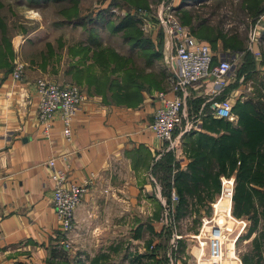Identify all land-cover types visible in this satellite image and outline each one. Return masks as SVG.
Masks as SVG:
<instances>
[{"label": "crops", "instance_id": "obj_1", "mask_svg": "<svg viewBox=\"0 0 264 264\" xmlns=\"http://www.w3.org/2000/svg\"><path fill=\"white\" fill-rule=\"evenodd\" d=\"M111 1L102 4L104 10ZM180 3L181 0L176 1L177 6ZM209 16H198L197 21L212 25L214 22ZM151 23V47L145 50L111 28L114 34H122L123 40L103 38V50L112 48L114 53L110 56L105 50L102 60L92 65L91 75L88 69L91 60H78L79 56L70 55V52H64L69 59L62 62L71 64L68 69L54 62V67L59 69L58 75L49 71L50 62L41 60L35 72L29 68L28 60L23 61L24 78L20 80L13 77L15 65L0 68V264H47L52 250L60 249L67 235L52 203L54 181L52 168L47 163L52 157H58L57 166L67 170L71 182L93 179L76 211V228L71 231L76 233L75 238L82 236L81 229L86 226L111 233L112 228L125 220L138 227L154 224V230L158 231L155 224L159 211L165 207L163 193L169 181L165 167H168V155L172 150L167 142L156 137L149 125L161 104L159 93L164 92L169 97L176 94L172 90L176 64L167 28L156 20ZM259 24L264 27V14ZM47 28L46 23H42L37 31L44 32V37L48 38ZM80 28L93 31L92 26L81 25ZM188 28L196 38L210 44L215 62L229 51L221 37L211 42ZM225 28L221 31L227 32L229 28ZM64 43L65 47L70 46V41L65 39ZM76 65L80 69L75 75ZM66 69L70 70V75L66 74ZM40 78L59 84L75 83V80L86 96L72 121L71 140L65 137L58 116L51 137L44 136L38 117L36 89V81ZM235 85L236 75H231L228 86L221 93L215 92L216 85L211 78L179 91L184 97V119L175 135L181 136L182 144L188 134L183 133L186 123L200 120V131L206 129L204 124L215 118L214 103L225 98L233 100L238 93ZM182 144L174 152H181L180 161L186 163ZM174 172L173 169L170 174L171 184ZM154 243L158 246L155 240ZM228 248L229 255H233L234 242L229 243ZM167 255L170 257L171 253ZM154 256L164 263L157 253ZM177 261L174 264H178Z\"/></svg>", "mask_w": 264, "mask_h": 264}, {"label": "rangeland", "instance_id": "obj_2", "mask_svg": "<svg viewBox=\"0 0 264 264\" xmlns=\"http://www.w3.org/2000/svg\"><path fill=\"white\" fill-rule=\"evenodd\" d=\"M105 1L0 0V64L16 66L23 63L25 70L23 61L28 60L29 68L35 72L37 62L41 60L50 62L49 71L58 75L59 69L54 67V62L62 65L69 59L64 52H70V55L79 56L78 60H91L88 66L91 75L92 65L105 55L101 53L102 45H96L95 41L101 43L103 38L116 42L123 40L122 34L111 32L110 20L102 5ZM148 1L158 6L162 0ZM179 6H176V13L180 18ZM257 8H246L242 0H196L187 6L195 22L198 16L208 14L214 22L211 26L216 30L229 28L225 33L233 35L231 45L239 46L243 42L245 55L239 58L235 72L237 85L234 88L238 93L233 97V111L236 119L212 120L205 126L207 129L188 132L182 144L186 163L180 161L181 152H174L173 190L170 200L165 196V207L159 211L160 218L155 224L158 231L154 230V224L153 228L148 223L138 227L128 220L112 228L115 232L111 229V233L86 226L81 229L83 233L79 238H75L76 233H67L60 247L61 253L55 258L50 257L47 264H159L151 253L154 240L158 244L155 252L162 257V264H174L176 259L178 264H197L200 250L193 235L201 231L203 218L217 217L212 203L222 193L224 178L234 181L233 217L220 213L227 218L224 225L225 264H264V27L257 25L260 20L255 17ZM79 15L84 22L82 26H92L93 31L80 28L81 20L76 18ZM42 23L49 27L48 38L44 37V32L37 31ZM145 33L149 36L152 31ZM65 39L70 41L68 48ZM120 49L124 50L123 47ZM69 66L67 61L63 69ZM76 67L75 75L80 69V66ZM66 74L70 75V70ZM227 202L226 208L230 209V200ZM166 217L167 222L161 224V219ZM215 223L216 220L211 224ZM206 229L209 231L210 227L206 226ZM231 242H234L233 255L228 252ZM202 261H210L208 248Z\"/></svg>", "mask_w": 264, "mask_h": 264}, {"label": "built area", "instance_id": "obj_3", "mask_svg": "<svg viewBox=\"0 0 264 264\" xmlns=\"http://www.w3.org/2000/svg\"><path fill=\"white\" fill-rule=\"evenodd\" d=\"M176 1L162 0L158 6L151 4L150 8H121L118 6L111 8V11L116 14L136 15L141 20L140 25L145 32L152 31L151 22L156 20L167 28L171 36L172 56L176 64L175 72L178 75V78L173 77L172 90L176 94L173 97H169L164 92L159 93L158 96L161 104L156 108L154 119L150 123L149 128L160 141L167 142L168 148L172 151H177L178 147L182 144L181 136L177 137L175 135L176 129L184 119V97L179 94V91L200 83L207 78H211L216 85L215 92L221 93L228 86L229 77L235 75L239 58L242 56L241 53L226 51L220 57V60L215 62L214 52L210 44L196 38L190 29L180 21L176 13ZM13 77L17 80L24 78L23 63L16 64ZM36 89L39 105L38 117L44 136L46 138L51 137L54 120L58 116L63 123L65 137L71 140L73 136L72 121L77 113V108L86 98L81 88L74 83L65 82L59 84L40 78L36 81ZM233 108L234 103L231 98L222 99L214 103L213 116L217 119L234 120L236 119V115ZM196 129H202L200 120L187 122L183 128V133ZM177 155L179 156V154ZM57 160L58 157H52L47 162L52 168V178L54 181L52 203L62 223V229L65 233H69L76 228L77 208L88 193L93 179H85L82 182H71L67 170L57 166ZM232 185H234L233 179H223L222 193L212 203L214 214L217 217L203 218L201 231L193 235L199 243L200 250L197 264H225L224 225L227 218L224 216L228 218L233 217ZM173 199H176V197H173ZM225 199L230 200V209L222 206ZM167 208H169V204ZM220 213L224 216L220 215ZM221 216L224 217V222L220 219ZM214 220L217 223L211 224ZM165 222H167V217L166 219H161V224ZM206 226L210 227L209 231L206 229ZM207 248L209 249V263L202 261V256L205 255Z\"/></svg>", "mask_w": 264, "mask_h": 264}, {"label": "trees", "instance_id": "obj_4", "mask_svg": "<svg viewBox=\"0 0 264 264\" xmlns=\"http://www.w3.org/2000/svg\"><path fill=\"white\" fill-rule=\"evenodd\" d=\"M45 1L46 2H48V1L62 2V1H66V0H45ZM156 1L158 2L159 0H156ZM195 1L196 0H181V3H180L181 5L178 7V12H180L181 22L183 24L190 25L193 32L197 36L208 38L211 42H216L220 37L224 38L223 42H224L225 48H228L229 51L232 53H241L244 56L245 51L243 49V47H244L243 42L240 43L239 46L235 45V44L231 45L232 43L230 42V39L233 38V35L227 36V33L224 32L226 34L225 35L221 30H216L215 29L216 27L214 28L211 25L207 26V24L203 25V23L199 24V21H196V22L194 21L193 13L191 11H188L187 6H189V4L194 3ZM202 1H204V0H202ZM242 1L244 2L246 8H250V7L257 8L258 7L257 13H256L257 16H255L256 20L258 18L260 19L261 16L264 14V11H262L264 9V4H263L264 0H242ZM128 2L132 3V4L134 3V6L138 7V8H142V7L150 8V4H151V2H149V1L147 2V0H112L109 4V7H107V9L105 10L109 16L111 28L116 33H122L125 39L133 41L135 43L136 47H139L142 50L149 49L151 47V37L147 36L145 34V32L141 29L139 18L134 14H126V15L118 14L117 15L116 13L111 11V8L114 6H118L121 8L128 6L127 5ZM113 16L116 17L115 18V20H117L116 22L113 21L114 20V19H112ZM76 18L81 20V15H79ZM83 23L84 22L81 20L80 23H78V24L82 25ZM214 32H215V34H214ZM95 42H96V45H99V44L101 45V43L99 41L98 42L95 41ZM105 50H107V49H105ZM105 50L101 49V51L103 53ZM225 50H227V49H225ZM107 51L109 52L110 56L114 53L112 48H108ZM103 53H102V55H103ZM4 65L0 64V68H12L13 67V65L8 66L7 63H5ZM212 120L213 121L215 120L218 122H224V120H226V119H215L212 117ZM204 126H207V124H204ZM173 156H174V151L169 152V155H168V159H169L168 160V167H169V169H168V167L167 168L165 167L166 173L167 174L169 173V177H168L169 181L166 184L168 189H165L163 194L165 196H167V198L170 197L171 189H172V184L170 181V179H171L170 174H172L173 169H174L173 168V162H174ZM180 174H181V172L176 175L175 181L179 178ZM169 200H170V198H169ZM170 202L171 201H169V203ZM182 243H183V241H182ZM153 248H154L153 254L154 253L156 254L155 251L157 249V246L155 247V245H154ZM60 253H61L60 249H57V247H56L52 250L51 257L55 258ZM156 261H157V263L162 264L161 260L156 259Z\"/></svg>", "mask_w": 264, "mask_h": 264}, {"label": "bare ground", "instance_id": "obj_5", "mask_svg": "<svg viewBox=\"0 0 264 264\" xmlns=\"http://www.w3.org/2000/svg\"><path fill=\"white\" fill-rule=\"evenodd\" d=\"M225 200H226V202H223V205L222 206L227 207L228 202H227V199H225ZM220 219H222V217Z\"/></svg>", "mask_w": 264, "mask_h": 264}, {"label": "water", "instance_id": "obj_6", "mask_svg": "<svg viewBox=\"0 0 264 264\" xmlns=\"http://www.w3.org/2000/svg\"><path fill=\"white\" fill-rule=\"evenodd\" d=\"M174 76H175L176 78H178V75H177V73H176V72H175Z\"/></svg>", "mask_w": 264, "mask_h": 264}]
</instances>
